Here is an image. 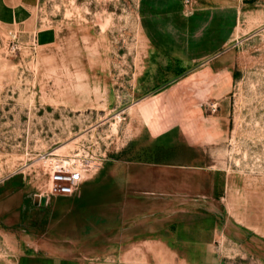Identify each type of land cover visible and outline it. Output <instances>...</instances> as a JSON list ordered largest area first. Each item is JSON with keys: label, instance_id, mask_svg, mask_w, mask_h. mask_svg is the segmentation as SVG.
I'll list each match as a JSON object with an SVG mask.
<instances>
[{"label": "rangeland", "instance_id": "1", "mask_svg": "<svg viewBox=\"0 0 264 264\" xmlns=\"http://www.w3.org/2000/svg\"><path fill=\"white\" fill-rule=\"evenodd\" d=\"M139 2L0 0V195H24L0 264H184L209 240L264 264V0H189L236 7L239 36L187 76L143 35ZM44 28L57 41L40 47ZM60 168L90 169L72 196L50 191ZM143 226V247H109Z\"/></svg>", "mask_w": 264, "mask_h": 264}, {"label": "crops", "instance_id": "2", "mask_svg": "<svg viewBox=\"0 0 264 264\" xmlns=\"http://www.w3.org/2000/svg\"><path fill=\"white\" fill-rule=\"evenodd\" d=\"M138 20L143 35L158 53L185 66L186 70L182 76H187L195 70L197 73H193L194 75L209 74L211 60L221 54L232 39L239 36L238 9L232 5L191 6L189 1L183 0H140ZM31 37L37 46H49L57 41V31L51 28L38 29ZM200 68L204 69L199 70ZM213 85L220 86L217 83ZM23 205L24 195L15 184L11 191L0 195V231L18 232L21 226L17 225L21 223L23 217ZM130 228L118 231L115 242L109 247L118 249L143 247L140 244L137 246L135 241L147 243L151 238L149 227L143 226L137 233L135 228ZM98 247L108 245L102 244ZM211 248L209 240L206 256L192 257L184 264H246L241 257L237 260L234 257L213 256ZM26 260L30 264H58L56 261L39 260L34 263L37 259L28 257ZM109 264L120 263L115 261Z\"/></svg>", "mask_w": 264, "mask_h": 264}, {"label": "built area", "instance_id": "3", "mask_svg": "<svg viewBox=\"0 0 264 264\" xmlns=\"http://www.w3.org/2000/svg\"><path fill=\"white\" fill-rule=\"evenodd\" d=\"M189 1V0H183ZM95 164L89 160L85 162V166H92ZM51 188L50 191L53 195H74L77 191L79 184L82 180V173L77 168L73 170L60 168L54 170L51 175Z\"/></svg>", "mask_w": 264, "mask_h": 264}, {"label": "bare ground", "instance_id": "4", "mask_svg": "<svg viewBox=\"0 0 264 264\" xmlns=\"http://www.w3.org/2000/svg\"><path fill=\"white\" fill-rule=\"evenodd\" d=\"M96 168V167H95ZM92 169H94V168H92ZM90 169H87V168H83L82 169V181H83V183H85V179H84V174L87 172V171H89ZM38 196V198H40V199H42L45 195H43L42 193H40V194H37Z\"/></svg>", "mask_w": 264, "mask_h": 264}]
</instances>
